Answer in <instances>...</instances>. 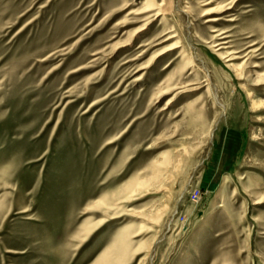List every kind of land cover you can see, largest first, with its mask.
Returning <instances> with one entry per match:
<instances>
[{
    "label": "rangeland",
    "instance_id": "obj_1",
    "mask_svg": "<svg viewBox=\"0 0 264 264\" xmlns=\"http://www.w3.org/2000/svg\"><path fill=\"white\" fill-rule=\"evenodd\" d=\"M264 264V0H0V264Z\"/></svg>",
    "mask_w": 264,
    "mask_h": 264
},
{
    "label": "bare ground",
    "instance_id": "obj_2",
    "mask_svg": "<svg viewBox=\"0 0 264 264\" xmlns=\"http://www.w3.org/2000/svg\"><path fill=\"white\" fill-rule=\"evenodd\" d=\"M100 264H106V260L102 261Z\"/></svg>",
    "mask_w": 264,
    "mask_h": 264
}]
</instances>
